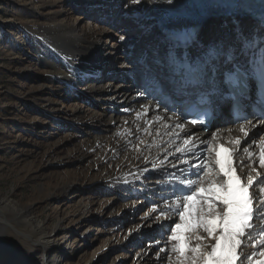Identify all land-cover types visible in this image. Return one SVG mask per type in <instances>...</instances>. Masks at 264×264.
<instances>
[{
  "label": "bare ground",
  "instance_id": "6f19581e",
  "mask_svg": "<svg viewBox=\"0 0 264 264\" xmlns=\"http://www.w3.org/2000/svg\"><path fill=\"white\" fill-rule=\"evenodd\" d=\"M19 1L25 8L34 6L36 12H40L38 15H43V19H35L37 13L26 9L28 14L25 16L31 20L29 23L34 24L33 28L28 29L34 31V60L43 73V81L50 85L56 84L57 88L63 85L68 91L69 104L47 98L46 103L51 104L49 109L58 116L54 118L60 119L62 124L68 121L60 126L66 131L65 134L75 132L76 125L68 123L77 120H87L98 128V132L76 130L78 137L73 145L77 151L73 158V153H69L71 159L67 160V164L74 168L72 171L75 175L72 178L76 184L80 174H84L86 179L96 176L93 183L99 189L97 198L85 199L84 204L74 210L72 220L79 230L75 237L89 234L95 224L101 228L100 231L96 230L101 240L92 236L89 243L99 241V245L111 253L122 251L128 245V252H131L135 264H155L157 260L160 263L163 261V264H181L180 258L172 256L173 245L167 250L158 246L168 231L166 224L160 225V222L171 223L173 229L175 223H180L179 216L174 212L177 197L172 189L186 187L188 178L198 181L199 177L192 174H203L204 170L199 168L201 164H211L210 174L203 176L205 186L213 177L222 180L211 150L218 144L235 149L234 166L244 182L247 175L257 181L264 179V168L259 167L258 160L249 167L247 154L243 151L247 148L258 154L261 139L258 140L254 135L261 125L248 119L252 122L246 127L248 136H244L239 131L240 125H234L231 120L214 124L213 128L204 132L186 125L177 110L170 112L165 109L145 93L144 87H153L174 97L178 81L177 67L185 54V63L192 62L191 59L197 64L201 62L199 81L202 88L212 93L218 109L225 114L222 76L230 71L231 64H243L244 57L250 52L241 50L238 32H243L249 39L259 40L264 37V28L243 17H212L211 12L183 11L167 0H72L75 14L69 20L63 19V16L67 2L71 0H40V5L33 4V0ZM37 22L40 24H35ZM154 22L155 25H162L160 29H163H153V32L143 35L148 27H153L151 24ZM197 24L202 26L190 39L188 48L180 50L173 41L172 30L188 32ZM218 26L222 28L221 33L215 30ZM143 36L144 42L141 44L140 37ZM138 50L147 59L138 57L134 61L133 55ZM119 51L122 54L118 57L119 54H116ZM213 51H230L234 59L229 61L222 55L212 61L210 55ZM105 67L110 70L104 73ZM109 72L114 74L107 75ZM81 83H84V88L79 92L75 86ZM178 123L184 124L183 129L176 127ZM71 136L67 139H72ZM189 138L193 144L184 151H177L178 148H185L184 141ZM236 138L240 139L239 145L231 143ZM69 141L73 143V140ZM61 142L50 146L49 151L54 156L63 151L62 147L66 144L62 145ZM251 168H256L261 175L258 177ZM53 175L57 179H65L60 173ZM77 190L76 185H73L68 194L77 196L80 193ZM116 193L125 194L117 198ZM90 195L93 196L92 193ZM142 208H146V212L139 215V209ZM95 209L103 213L93 221L90 216ZM161 210L166 216L160 215ZM34 213L33 206L22 207L9 197L0 195V240L6 233V227L13 228L35 250V256L25 262L68 264V257L61 260L53 256L57 250L56 235L67 226L66 215L59 213V224L52 229ZM149 215L154 216V219ZM84 225L87 226L86 233L81 232ZM179 231L184 237L190 236L193 245L197 243L195 234L188 233L184 228ZM198 234L206 236L202 230ZM133 235L137 238L133 239ZM262 249L264 245L256 248L249 245L243 248L241 255L258 253ZM159 251H167L172 257H165ZM98 252L97 249L84 260L85 249L77 248L70 257H74L78 263L85 261L83 264H95L106 261L110 256ZM126 257L125 253H121L118 262L114 259L110 264H120ZM21 259L20 256H12L10 262L21 264L24 262ZM259 259L261 257L257 254L246 264H255Z\"/></svg>",
  "mask_w": 264,
  "mask_h": 264
},
{
  "label": "rangeland",
  "instance_id": "374dc122",
  "mask_svg": "<svg viewBox=\"0 0 264 264\" xmlns=\"http://www.w3.org/2000/svg\"><path fill=\"white\" fill-rule=\"evenodd\" d=\"M33 1L35 5L41 4L40 0ZM28 6L25 8L19 0H0V195L9 197L22 207L33 206L35 216L45 224H49L52 229L59 224V213L63 212V215H66L68 221L65 225L67 226L61 228L56 235L57 250L53 254L55 258L62 260L68 257V264H83L85 261L78 263L74 257H70L72 252L77 248L85 249L86 256L84 260H86L90 254L98 249L99 254L110 256L106 257V261H99L95 264H110V261L114 259L118 262L121 253H125L127 257L120 264H135L131 258V252H128L130 249L128 245L124 244L122 251L111 253L109 249L105 250L102 245H99V241L89 243L91 237H96L101 229L100 227L97 228L95 224V228L89 234L75 237V233L78 234L79 230L72 220L74 213L80 205L84 204L85 199L89 197L97 198L99 196L97 190L99 189L93 183L96 176H92L91 180V178L86 179L84 174H80L79 185L76 184L72 178L75 175L72 171L74 168L72 165L67 164V160L68 158L71 159L69 153H73V158L75 151H77L73 145L75 144V138L78 137L76 130L79 128L97 131L98 128H95L87 120H77L68 123L76 125L75 132L65 134L66 131L60 126H64L68 121L65 120L62 124L60 119L54 118L57 114L49 109L51 104L46 103L48 97H52L53 100L60 103L69 104L71 102H69L68 91L64 89L65 86L59 85L57 88L56 84L50 85L43 81V73L39 71L40 68L34 60L35 53L32 45L34 31L28 29V27L33 28L34 24L29 23L31 20H28L25 16L28 14L26 9L37 13L35 19H43V15H38L40 12H36L34 6ZM73 8H75L73 1L67 2L63 19L69 20L71 15L75 14ZM221 29L219 26L215 27V30L219 33L222 32ZM227 34L229 35V31H227ZM205 38L208 39L206 36ZM140 40V43L143 44L144 36L140 37ZM121 54L119 51L116 55L119 57ZM113 56L114 54L111 57ZM210 56H212V61L222 57V55L213 56V54ZM138 57H141L140 50L135 52L133 60L137 61ZM145 59L147 58H143V60ZM211 64L212 62L209 63L210 67ZM109 70V67H105L103 71L105 73ZM111 74H114V72H109L107 75ZM75 88H78L77 91L82 92L83 89L81 88H84V83L79 84L78 87L75 86ZM79 102L81 101L79 100ZM80 105L84 107V104L81 103ZM68 136L72 137L69 140H73V143H70L67 139ZM58 141H62V145H66H63V151L58 156H54L49 148ZM54 173H60L65 179H57L53 175ZM200 175L203 176L202 173ZM73 185H76L77 191H80V193L71 197L68 191ZM91 193L93 196L90 195ZM116 194L115 196L119 197L125 193ZM56 197L58 198L56 199ZM145 212L146 208L139 209V215ZM101 213L103 212H98L95 209L90 216V220L98 219L97 217ZM7 217L11 219L10 215ZM148 217H151V215ZM152 218L154 219V216ZM160 225H165L167 229L172 226L171 223L166 221H161ZM14 226L17 227L15 224ZM84 226L81 232L85 231L86 233L87 226ZM97 229L99 231H96ZM170 235L169 230H166L161 238L162 242L158 246L161 245L166 250L172 247L175 241L170 239ZM99 237L97 236L96 239ZM134 238L137 237L133 235ZM98 240H101V238ZM28 244V241L16 234L15 229L6 227V233L0 240V264H11L10 258L12 256H20L21 260H24L21 264H32V262H25L26 259L30 260L36 254L35 250H32V247ZM159 252L164 253L165 257L179 258L176 253L169 256L170 254L167 251ZM159 261H154V263H164Z\"/></svg>",
  "mask_w": 264,
  "mask_h": 264
},
{
  "label": "snow or ice",
  "instance_id": "6c2138e0",
  "mask_svg": "<svg viewBox=\"0 0 264 264\" xmlns=\"http://www.w3.org/2000/svg\"><path fill=\"white\" fill-rule=\"evenodd\" d=\"M168 2L171 3L172 0ZM261 28H264V21L261 22ZM238 37L241 38L243 52L252 51L259 46L260 54L258 58L250 57L247 70L236 65L235 71L229 74V82L240 86L243 83L241 78L251 75L257 77L264 87V37L259 40L249 39L243 32H238ZM216 55H225L229 61L234 59V54L230 51H214L213 56ZM240 97L247 98L243 91L240 92ZM232 99L236 101L239 110L240 99L236 96ZM255 110L259 113L260 121L264 123V96L258 101ZM189 123L195 124L197 121L192 120ZM251 123L250 120L241 123L239 131L244 136H248L246 127ZM176 127L183 129L184 124L178 123ZM215 139L214 136L213 140ZM231 143L239 145L240 139L236 138ZM190 144H193L192 139H186L185 148H178L177 151H184ZM258 147V154L247 148L243 149L247 154L249 167L258 160L259 167L264 168V140H260ZM211 150L214 152V164L223 179L213 177L205 186L203 176L210 174L211 164H201L199 168L204 170L203 176L199 172L192 174L199 177L198 181L188 178L186 187L177 186L172 189L177 197L175 209L180 220V223H175L174 229L171 226L168 229L171 233L170 239L175 241L172 251L180 258L181 264H246L257 254L261 259L256 260L255 264H264V249L258 253L241 255L244 247L250 245L256 248L264 245V179L257 181L253 176L247 175L246 182L242 180L234 166L235 149L218 144ZM251 170L258 177L261 175L256 168ZM160 215L166 216L163 210ZM181 228L195 234V245L192 244L190 236L181 235ZM199 230L206 233V236L198 234Z\"/></svg>",
  "mask_w": 264,
  "mask_h": 264
}]
</instances>
